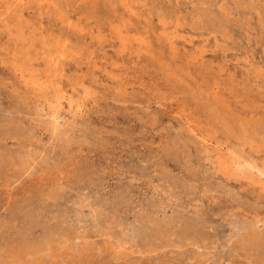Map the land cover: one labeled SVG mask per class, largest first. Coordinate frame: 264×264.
I'll use <instances>...</instances> for the list:
<instances>
[{"label":"rangeland","instance_id":"374dc122","mask_svg":"<svg viewBox=\"0 0 264 264\" xmlns=\"http://www.w3.org/2000/svg\"><path fill=\"white\" fill-rule=\"evenodd\" d=\"M0 264H264V0H0Z\"/></svg>","mask_w":264,"mask_h":264}]
</instances>
